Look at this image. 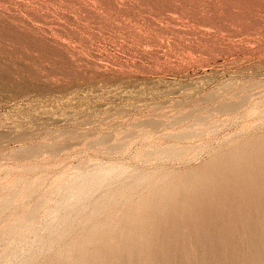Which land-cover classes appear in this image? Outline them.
<instances>
[{
	"label": "rangeland",
	"instance_id": "obj_1",
	"mask_svg": "<svg viewBox=\"0 0 264 264\" xmlns=\"http://www.w3.org/2000/svg\"><path fill=\"white\" fill-rule=\"evenodd\" d=\"M262 133L264 0H0V264H90L96 245L112 264L129 207ZM243 228L179 258L258 264Z\"/></svg>",
	"mask_w": 264,
	"mask_h": 264
},
{
	"label": "bare ground",
	"instance_id": "obj_2",
	"mask_svg": "<svg viewBox=\"0 0 264 264\" xmlns=\"http://www.w3.org/2000/svg\"><path fill=\"white\" fill-rule=\"evenodd\" d=\"M181 59H183V57ZM177 60H180V59L177 58ZM181 61H184V59ZM245 68H248V67H245ZM252 69H254V68H252ZM260 73L261 72H257V74H260ZM206 74H208V73H206ZM245 74H246V72H245ZM249 74H251V73H249ZM242 75H243V73H242ZM261 75H262V73H261ZM202 77H203V79L205 78L204 76H202ZM236 77H237V75H236ZM238 78H240V77H238ZM183 79H185V78H183ZM190 79H191V77H190ZM244 79H246V78H244ZM257 79H258V77H257ZM205 80H208V78ZM260 80H261V78H260ZM198 81H201V80H198ZM208 81H210V80H208ZM232 81L234 84V82L236 80L235 81L232 80ZM260 82H262V81H260ZM256 83H259V82L256 81ZM256 83L255 84L253 83L254 84L253 86H255ZM230 84H232V82ZM235 85H236V83H235ZM207 86H209V85H207ZM215 86H214V89L216 88V90L217 89L219 90V87H218L219 85L217 87H215ZM231 86L228 88H231ZM245 86H246V84H245ZM249 86H250V84H249ZM249 86H246V87L248 88ZM180 87H182V86H180ZM251 87H252V85H251ZM251 87L249 88L250 90L253 88V87L252 88ZM189 88L191 89V87H189ZM196 88H198V87L196 86ZM185 89H188V88H185ZM220 90L224 91L223 88ZM239 90L241 91L242 89H239ZM261 90H260V92H261ZM172 91H174V89H172ZM200 91L203 92L202 90H200ZM229 91H233V90L232 89L228 90L227 91L228 95L230 94ZM240 91H238V92L240 93ZM213 92L215 93L214 90H213ZM219 92L221 93V91H219ZM219 92H217V94ZM236 92H237V90H236ZM245 92H246V90H245ZM184 93H182V94H184ZM258 93L259 92L256 91L255 94H258ZM155 94H156V92H155ZM157 94H158V92H157ZM157 94H156V97L159 95V94L158 95ZM185 94H187V93H185ZM259 94H261V93H259ZM245 95H246V93H245ZM177 96H179V94ZM209 96H210V94H209ZM213 96H215V95H213ZM218 96H220V94L217 95V98H218ZM235 96H236V94H235ZM182 97H180V99ZM184 97H186V96H184ZM223 97H225V96H223ZM223 97L221 100L222 102L224 100ZM243 97L245 98V96H243ZM246 97L248 98V94ZM228 98L229 97H227L226 99H228ZM230 98H233V96ZM240 98H242V97L240 96ZM189 99H190V97H189ZM226 99H225V102H226ZM236 99H238V98H236ZM174 100H176V98ZM179 100L177 99L176 101L178 102ZM171 101H173V100L171 99ZM218 102H220V101H218ZM225 102H223V103H225ZM228 102L231 103L230 100ZM177 105H178V103H177ZM199 105H201V104H199ZM175 107H177V106L175 105ZM193 107H195V106H193ZM202 108L204 109V107H202ZM221 108H222V106H221ZM208 109L210 110L211 108H208ZM215 110H217V109L215 108ZM182 112L185 113V110ZM190 114H191V112H190ZM260 134L261 133H259V135ZM261 136H259V137H261ZM254 137L255 136H253L252 138L254 139ZM249 138H251V137H249ZM257 139L259 140L260 138H258V136H257ZM257 139H254V140L257 141ZM249 140H250V142H253V141H251V139H249ZM99 142L100 141H98V143ZM256 143L261 144L260 141L256 142ZM244 144L246 145V142ZM251 144H252V148H253L254 144L253 143H251ZM251 144L247 143L248 146L249 145L251 146ZM241 146H238V148ZM262 146H264V144H262ZM244 147L242 149H240L241 150L240 152H242V151L244 152L243 153L244 155L242 154L243 157L240 154L243 159L240 161H238L236 159L235 161H237V162H233L234 159H232V163H230V167H224L222 170H218V169L213 167V168H211L209 173L207 172L208 174L204 173L206 171L205 170L206 168H204V170H205V171L203 170L204 176H201L202 178H200L197 181L196 180L194 181L195 175H192V173L190 172L191 175L193 176V179L189 178L187 175L185 177L182 176L183 177L182 178L183 183L182 182H181L182 184L179 183L178 186H171V187L168 186L169 191H167V192L166 191L165 192L160 191V188L157 189V191L156 190L151 191V188H152L151 187L150 188L151 193H149V194L146 193L147 195H145L143 198V204L142 205L144 207L141 208V209L144 208L143 213H142V211H141L142 214L141 213L140 214H138V213L134 214L133 213V211L134 212L136 211L134 208L137 206V204L133 208L129 207V210L126 213L125 217H126V219L129 218L128 220H130V221H128V222L132 221V223L130 224L126 221H122V222H120L119 226L117 225L119 227V230L122 231V234L124 235V233H125V236L122 235V237H124V238H122V240H120L117 237L112 240V241H114V243H112V244L114 246L115 251H118V253H120V254H118V253H115V251H114V254H117V256H114L115 259H114L112 264H173V262H174L173 259L177 258L174 255L177 254L178 258H179V256H182V254L184 255V253H182V252H183V250H185L187 248V246L189 244H194V243H191L193 240L191 242H190L191 239L189 240L190 236L193 237L192 234H195L198 238V242L205 246V248H204V246L202 248V246L200 245L201 247L198 246L199 249L200 250H201V248H202V250L207 249V250H209L208 251L209 254H212V252L216 251L214 249H216L219 245L221 246V244H227L231 248V245L229 243L230 241L228 239H230L232 236H229V235L235 234V232L238 231L240 229V227L243 228L244 226L249 227V229L251 230V232H248V234L251 233L250 238L248 236H246L249 238L248 239V241H249L248 246H250L249 247L250 248L249 249L250 254H248V255H250V257H248V258L249 259L251 258V259L255 260L256 262L258 261V264L259 263L261 264L262 261H264V257L262 254L263 250H264V150L258 149L256 151H254V149H256V147H257V146H254L253 151H251L252 149H251V147H249L251 149V150L249 149L250 152H248V150L246 152V149ZM261 148L264 149V147H261ZM201 174H202V171H201ZM176 180H178V182H179V178H177ZM165 182L167 183V181H165ZM160 183H158V184H160ZM164 184L162 186H164ZM164 187L167 188V185ZM168 189H166V190H168ZM134 191H135V189H134ZM141 199H142V196H141ZM134 202H137V200ZM139 204L140 203H138V205ZM131 205H132V203H131ZM140 207H141V204H140ZM125 211H127V209H125V207H124V212ZM122 218H124V217H122ZM122 218H121V220H122ZM133 220H134V222H133ZM128 224H130V225H128ZM246 227L243 228V230H245ZM244 234H245V232H244ZM246 234H247V232H246ZM193 238H196V237H193ZM90 239H91V236H90ZM109 240H110V238H109ZM109 240L104 241V243H108ZM196 240H194V241L196 242ZM98 243L100 245V242H98ZM195 245L196 244H194V246ZM194 246H190L188 249H190L191 247L194 248ZM223 246L224 245H222V247H221L222 249H220L221 251H223V248H224ZM248 246L246 249H248ZM195 247L198 248L197 246H195ZM93 248H96L95 251H93L94 249L92 250L94 253L91 252L93 254L88 255L89 256L88 259H89L90 264H105V258H106L105 253L106 252L103 253L100 246H98V245H96V247H93ZM111 248H112V246H111ZM227 248H229V247H227ZM191 250L193 252V249H191ZM196 250L197 249H195V251ZM200 250L198 252H200L202 254V257H203L204 252L202 253ZM211 250H212V252L210 253ZM184 252L187 253L190 251H188L186 249V251H184ZM111 253H113V252H111ZM122 253H126V254H122ZM193 253H195V252H193ZM238 253H239V251H238ZM141 254L143 255V257L141 256V259H138V255H141ZM201 254H197V255H201ZM209 254L204 253V255H209ZM188 256L186 255V257H188ZM192 256H193V254H192ZM84 257H85V255H77L75 257L76 262L83 261ZM183 257L184 256H182L181 259ZM191 257L189 256V259ZM196 257H197V260L200 261V259H198V258H200V256H196ZM196 257H194V258L196 259ZM209 257L211 258V255H209ZM185 258H184V260H185ZM204 258H205V256L202 259H204ZM217 258L218 257H216V260H217ZM236 258H237V256H236ZM181 259L179 258L178 260L181 261ZM195 259H194V261H195ZM206 259H207V257H206ZM213 259H215V257ZM207 260H209V259H207ZM238 260H240V258ZM191 261L192 260H190V262ZM201 261L198 262V264L204 262V261L203 262H201ZM211 261H213V260L211 259ZM181 262H182V264H183V262L186 263V261H181ZM190 262L188 260V263H190ZM213 262H211V263H213ZM236 262H238V261H236ZM248 262L249 261H247V263ZM250 262H252V261H250ZM175 263L178 264L177 262H175ZM195 263H196V261H195ZM214 263L216 264L219 262H214Z\"/></svg>",
	"mask_w": 264,
	"mask_h": 264
}]
</instances>
